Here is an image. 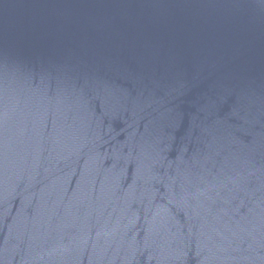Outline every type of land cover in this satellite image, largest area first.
I'll return each mask as SVG.
<instances>
[{
	"label": "water",
	"instance_id": "obj_1",
	"mask_svg": "<svg viewBox=\"0 0 264 264\" xmlns=\"http://www.w3.org/2000/svg\"><path fill=\"white\" fill-rule=\"evenodd\" d=\"M0 264H264V0H35Z\"/></svg>",
	"mask_w": 264,
	"mask_h": 264
}]
</instances>
